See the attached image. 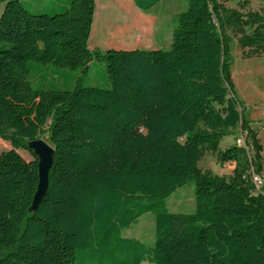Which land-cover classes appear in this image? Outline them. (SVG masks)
Instances as JSON below:
<instances>
[{
    "label": "trees",
    "instance_id": "16d2710c",
    "mask_svg": "<svg viewBox=\"0 0 264 264\" xmlns=\"http://www.w3.org/2000/svg\"><path fill=\"white\" fill-rule=\"evenodd\" d=\"M130 14V0H120ZM229 8L188 0L171 49L91 50L95 0L60 12H33L0 0V264H264L262 145L231 80L230 32L248 55L264 53V0ZM161 0H134L150 13ZM246 10V11H245ZM104 64L109 87L85 86ZM52 66L64 86L36 89ZM70 72L76 85L69 84ZM242 135L224 151V137ZM54 148L46 196L30 212L39 183L31 141ZM236 136V140H237ZM19 151L28 153L26 160ZM206 152L232 175L202 171ZM195 183V209L173 213L167 200ZM145 214L155 244L126 235Z\"/></svg>",
    "mask_w": 264,
    "mask_h": 264
},
{
    "label": "rangeland",
    "instance_id": "374dc122",
    "mask_svg": "<svg viewBox=\"0 0 264 264\" xmlns=\"http://www.w3.org/2000/svg\"><path fill=\"white\" fill-rule=\"evenodd\" d=\"M28 2V0H25ZM100 1V0H99ZM229 8H239V3L245 0H219ZM249 10L259 11L263 4L259 0H250ZM101 3V4H100ZM29 5V3H26ZM120 0H101L97 6L96 23L105 18L106 11H118L122 7ZM133 7L128 14V18L133 20L130 25H122V32L118 40L111 41V46H125L127 48H148L156 45V41L160 38L161 44L165 51L171 49L172 30H174L179 22L180 15L188 8V0H161L155 10L150 13L139 12L135 8L134 0H130ZM30 6V5H29ZM4 5L0 4V17L3 12ZM31 8V7H30ZM105 8H108L104 11ZM135 9V10H134ZM38 12L37 8L31 9ZM246 11V10H245ZM107 16V15H106ZM112 19V18H111ZM115 19H112L113 21ZM110 22V21H109ZM232 41L230 43V52L232 56L231 64V80L238 99L244 107V116L249 121L260 139L262 145V157H264V53L261 55H248L247 50H242L237 42L239 36L230 32ZM119 43V44H118ZM57 69L52 66H41L33 75L32 85L36 89L47 90L64 86L63 79L57 75ZM69 84L74 87L76 85L75 77L80 76L78 72H70ZM82 83L85 86L109 87L110 82L104 64L95 63L90 66L89 71L83 74ZM236 136L231 135L224 137L220 143V150L224 151L232 144L236 143ZM47 142V136L41 138ZM48 143V142H47ZM10 148V144L0 142V152ZM19 153L26 159L31 160L32 157L23 151ZM202 171H211L216 175H228V169L218 160L217 154L206 152L205 156L199 163ZM228 172V173H227ZM195 183L190 182L185 187L177 190L166 202L167 207L173 213H191L195 209ZM126 235L134 237L148 246L155 244V218L152 214H145L140 222L126 230ZM143 264H149L144 262Z\"/></svg>",
    "mask_w": 264,
    "mask_h": 264
},
{
    "label": "crops",
    "instance_id": "0c3cea01",
    "mask_svg": "<svg viewBox=\"0 0 264 264\" xmlns=\"http://www.w3.org/2000/svg\"><path fill=\"white\" fill-rule=\"evenodd\" d=\"M22 1L25 3H29L31 9L37 8L38 12L49 13V14L60 12L70 2V0H28V2L25 0H22ZM95 1H96V11H95L94 22L92 25L90 39H89V48L91 50L100 49L102 51H105L108 49H117V50H134V49L159 50V49H163L162 48L163 44H161L163 41L160 38L156 41L155 46H151L148 48H127L123 45L119 46L120 45L119 43H118L119 44L118 47L111 46V43H112L111 41L113 40L116 41L119 39L120 36L118 34L122 32V28H123L122 25H130L133 20L128 18L129 16L126 10L127 7L125 5H122V7L118 8L119 9L118 11H113V12L106 11L108 8H105L104 11H106L107 16L105 15V18H103L102 21L100 20V22L96 23L97 6L101 0L100 1L95 0ZM135 8L139 12H141V10L136 7V5H135ZM155 8L153 10H155ZM111 18L115 20L111 21L112 20ZM171 31H172L171 33L173 34L172 29ZM122 33L125 34V32H122ZM228 172H227L228 175H223V174H220V175L230 176L233 173V171H231L230 169H228ZM262 176L264 177V157H263Z\"/></svg>",
    "mask_w": 264,
    "mask_h": 264
},
{
    "label": "water",
    "instance_id": "95a60500",
    "mask_svg": "<svg viewBox=\"0 0 264 264\" xmlns=\"http://www.w3.org/2000/svg\"><path fill=\"white\" fill-rule=\"evenodd\" d=\"M28 147L38 157L39 183L33 198L32 206L29 210L30 212H35L39 208L48 190L49 174L53 166L55 150L49 143L42 139L29 142Z\"/></svg>",
    "mask_w": 264,
    "mask_h": 264
},
{
    "label": "built area",
    "instance_id": "2783aa9c",
    "mask_svg": "<svg viewBox=\"0 0 264 264\" xmlns=\"http://www.w3.org/2000/svg\"><path fill=\"white\" fill-rule=\"evenodd\" d=\"M236 144L240 147H244L248 151V147L245 144V139L242 135L237 137ZM223 166L231 171L234 170L236 164L235 162H227ZM251 180L257 188H261L264 185V177L257 174L253 169L251 170Z\"/></svg>",
    "mask_w": 264,
    "mask_h": 264
}]
</instances>
